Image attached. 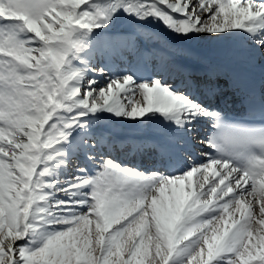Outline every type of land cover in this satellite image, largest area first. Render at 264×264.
Masks as SVG:
<instances>
[{"label":"snow or ice","instance_id":"1","mask_svg":"<svg viewBox=\"0 0 264 264\" xmlns=\"http://www.w3.org/2000/svg\"><path fill=\"white\" fill-rule=\"evenodd\" d=\"M202 43L259 69L239 109ZM0 264H264V0H0Z\"/></svg>","mask_w":264,"mask_h":264},{"label":"bare ground","instance_id":"2","mask_svg":"<svg viewBox=\"0 0 264 264\" xmlns=\"http://www.w3.org/2000/svg\"><path fill=\"white\" fill-rule=\"evenodd\" d=\"M119 30L120 31H124L125 30L124 26H121ZM219 46H221V45H214V46H209V47H198L197 45L189 46L185 52L180 54V56L188 57V55H190V54L197 56V54L195 53L194 50L195 49H199L201 53H205V55H206V57H204V60H203L202 63L207 68H212V64H211V61H210L211 57L216 56L217 53H230V52H227V51H223L222 47H219ZM158 47L159 46L155 47V46L152 45L151 48H149V49L158 48ZM227 56H231V54H227ZM180 72L182 73V70H180ZM128 132H129L128 129H117L114 133L115 134H124V133H128ZM121 153L123 155H125V152H124L123 149L121 150Z\"/></svg>","mask_w":264,"mask_h":264},{"label":"rangeland","instance_id":"3","mask_svg":"<svg viewBox=\"0 0 264 264\" xmlns=\"http://www.w3.org/2000/svg\"><path fill=\"white\" fill-rule=\"evenodd\" d=\"M127 136L129 137V138H131V134H127ZM123 138V137H122ZM143 161V160H142Z\"/></svg>","mask_w":264,"mask_h":264}]
</instances>
